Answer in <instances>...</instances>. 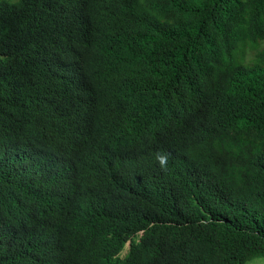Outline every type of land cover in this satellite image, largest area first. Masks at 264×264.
Listing matches in <instances>:
<instances>
[{
	"label": "trees",
	"instance_id": "trees-1",
	"mask_svg": "<svg viewBox=\"0 0 264 264\" xmlns=\"http://www.w3.org/2000/svg\"><path fill=\"white\" fill-rule=\"evenodd\" d=\"M11 1L0 0V264H36L18 257L47 247V230L22 228L53 227L78 205L94 214L86 232L111 233L118 252L132 241L123 258L109 252L100 264L264 258V0ZM107 32L114 43L87 51L91 66L129 63L134 73L153 52L179 50L176 35L188 86L150 138L96 135L84 156L68 155L86 188L51 192L43 158L64 162V152L42 116L67 96L65 70L77 58L65 48ZM157 151L170 153L165 169ZM40 249V264H55Z\"/></svg>",
	"mask_w": 264,
	"mask_h": 264
},
{
	"label": "clouds",
	"instance_id": "clouds-1",
	"mask_svg": "<svg viewBox=\"0 0 264 264\" xmlns=\"http://www.w3.org/2000/svg\"><path fill=\"white\" fill-rule=\"evenodd\" d=\"M11 2L16 3L18 0ZM174 36V43L182 41L179 50L174 53L164 51L163 55L153 52L141 64L145 68H139L135 58L138 70L134 73L128 72L129 63L122 68L110 63L89 64L87 51L108 50L112 47L114 36L111 38L110 32L93 36L84 47L68 45L65 48L70 57L77 58L76 68L65 70V85L61 89L67 92V96L60 98L59 104L42 116L43 121L50 120L53 124V139L62 144L59 149L65 154L64 162L52 157L43 158L52 177L45 175L46 183L41 185L55 193L86 188L79 167L67 156L85 154V147L96 135L129 142L150 138L153 125H157L159 131L160 122L178 106L176 90L185 91L188 86L186 71L182 67V54L186 48L183 39ZM164 47L165 50L169 48L167 44ZM140 54L141 51L138 57ZM160 81L169 90L170 98L164 97L160 93L161 89L155 86ZM153 87L156 94L148 91V88ZM169 156L170 153L163 151L155 153V160L162 169L167 167ZM93 216L88 205H78L68 212L66 219L56 221L53 227L37 223L23 227L24 231H30L34 236L37 225L43 226L47 230L45 238L48 245L46 247L38 243L33 246V243L18 258H35L34 262L40 264L42 245L43 250L47 248L48 254L54 257L55 264H100L109 252L114 260L123 258L129 252L132 241L128 240L123 250L118 252L117 242L111 233L89 234L82 225ZM12 225L16 232L14 223ZM143 234L144 231L140 232V237ZM141 241L138 238L137 245ZM245 264H264V258L249 260Z\"/></svg>",
	"mask_w": 264,
	"mask_h": 264
},
{
	"label": "rangeland",
	"instance_id": "rangeland-1",
	"mask_svg": "<svg viewBox=\"0 0 264 264\" xmlns=\"http://www.w3.org/2000/svg\"><path fill=\"white\" fill-rule=\"evenodd\" d=\"M125 253V252H124Z\"/></svg>",
	"mask_w": 264,
	"mask_h": 264
}]
</instances>
